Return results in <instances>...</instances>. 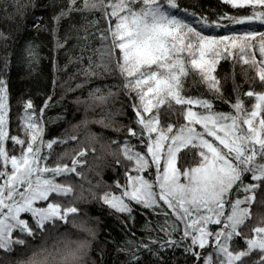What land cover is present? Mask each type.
<instances>
[{
    "label": "snow or ice",
    "instance_id": "6c2138e0",
    "mask_svg": "<svg viewBox=\"0 0 264 264\" xmlns=\"http://www.w3.org/2000/svg\"><path fill=\"white\" fill-rule=\"evenodd\" d=\"M221 3L231 10L209 16L179 0H51L50 24L32 27L50 32L53 53L74 40L85 78L76 88L87 92L73 102L84 115L52 131L64 119L47 115L59 103L53 91L39 105L23 101L14 123L0 71V264H89L98 218L78 205L88 197L119 217L123 236L102 243L124 255L121 264H264V211L255 219L251 211L258 193L264 205V0ZM36 6L4 0L0 11L23 17ZM8 38L0 30L5 48ZM22 39L21 60L34 66L42 43ZM11 57L0 56L3 69ZM222 60L232 64L223 78L230 90ZM101 75L111 80L93 82ZM189 76L206 93H187ZM93 122L112 134L93 131ZM90 153L100 170L86 197L73 177H84ZM61 222L85 235L48 245Z\"/></svg>",
    "mask_w": 264,
    "mask_h": 264
},
{
    "label": "trees",
    "instance_id": "16d2710c",
    "mask_svg": "<svg viewBox=\"0 0 264 264\" xmlns=\"http://www.w3.org/2000/svg\"><path fill=\"white\" fill-rule=\"evenodd\" d=\"M4 0H0L2 4ZM8 3H13L14 0H7ZM182 6H188L195 8L198 12L207 13L209 16H213L214 13L219 11H230V6L221 3V0H179ZM36 7L30 8L23 17L20 15H14L12 18L5 16L3 11H0V30L9 34L7 40L8 47H4L3 41H0V56H3L6 51L12 53L11 62L7 69H3L0 64V71H2L6 77L9 86L10 97V109L12 119L17 122V117L21 114V108L23 101L31 98L35 104L39 105L45 96L55 91L54 101L59 100V103H54L47 111V115L55 118L57 114L64 116L62 120H55L49 125V128L54 132H61L68 128V122L76 123L84 115L83 105H76L73 101L78 95L85 94L87 92V85L84 87L83 92L81 89H77L76 85L85 79L78 69L81 68L79 61L75 60V55L79 54V49H72L70 45L74 43V40L69 41V48L60 50L57 53L51 51L53 47V40L49 31L43 28L37 31L32 26L39 22L41 25H49L50 17L53 14L54 9L50 6L51 0H35ZM37 18H40L37 21ZM66 21L61 22V28L59 34L62 36L66 30ZM220 30H218L219 32ZM33 36L39 38L42 43V54L40 61L30 66L21 60L22 50L21 45L24 43V37L31 39ZM51 56H56V66L53 67V61ZM84 63L87 64V57H84ZM246 67V66H245ZM232 71V64L230 61H221L219 66V76L221 77L223 86L226 90H230L232 87V80H224L226 72ZM235 72L237 79H240L241 68L236 66ZM248 75L252 76V72L248 71ZM53 80H55V88H53ZM104 80L105 82L111 80V77L105 78L104 75L93 78V82L99 83ZM193 77L189 76L185 83V91L189 94L195 95L197 93H206V88L203 84L193 83ZM218 106L221 109H225V106L217 101ZM90 118H91V110ZM99 112V108L96 109ZM179 115V111L177 114ZM118 119H125L124 117H117ZM176 117L173 116L172 119ZM89 127L95 132H106L111 135V130L103 129L101 125L95 122L91 123ZM99 149V145H96ZM94 154L90 153L87 163L81 169L84 172V177H73L78 185L83 186L85 196L88 197V188L90 183L94 185L99 177L95 172L99 171L96 161L93 159ZM108 160L111 157H107ZM92 165V168H89ZM103 167V165H101ZM94 169V170H93ZM112 172L109 168H103V179L110 180ZM260 194H257L256 202L252 205L251 211L253 212V218L257 212L264 211V205L259 203ZM81 209L80 215L90 218H98V223L93 220L92 223L97 225V238L93 241L92 250L88 258L89 264L92 261H96V264H121V261L125 259L122 253L115 251L114 247L109 243L108 245L102 242L107 237L109 240L117 239L123 236L119 217L113 215L109 209L96 200L88 197L86 200L78 202ZM61 234H67L71 239H76L78 236H84L78 228H75L71 223L61 222L60 226L55 230L49 232L46 243L50 246L54 245V241H59ZM40 239H36L33 243H39ZM97 245L104 249V254L101 257L100 251L96 250ZM167 254V253H166ZM175 256L180 258V252L176 251ZM145 259H151L148 253H145ZM142 264L144 262L142 261Z\"/></svg>",
    "mask_w": 264,
    "mask_h": 264
},
{
    "label": "rangeland",
    "instance_id": "374dc122",
    "mask_svg": "<svg viewBox=\"0 0 264 264\" xmlns=\"http://www.w3.org/2000/svg\"><path fill=\"white\" fill-rule=\"evenodd\" d=\"M213 31H214V32H218V30H215V29H214ZM220 34H223V33L221 32Z\"/></svg>",
    "mask_w": 264,
    "mask_h": 264
}]
</instances>
